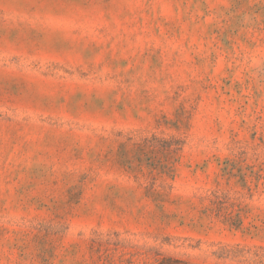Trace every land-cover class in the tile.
I'll list each match as a JSON object with an SVG mask.
<instances>
[{
    "label": "rangeland",
    "instance_id": "1",
    "mask_svg": "<svg viewBox=\"0 0 264 264\" xmlns=\"http://www.w3.org/2000/svg\"><path fill=\"white\" fill-rule=\"evenodd\" d=\"M0 264H264V0H0Z\"/></svg>",
    "mask_w": 264,
    "mask_h": 264
}]
</instances>
